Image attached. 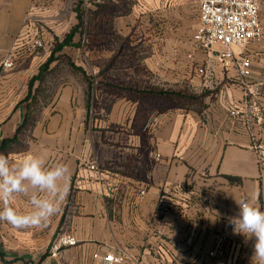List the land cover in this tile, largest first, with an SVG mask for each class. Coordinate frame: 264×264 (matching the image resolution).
<instances>
[{
	"label": "crops",
	"instance_id": "obj_1",
	"mask_svg": "<svg viewBox=\"0 0 264 264\" xmlns=\"http://www.w3.org/2000/svg\"><path fill=\"white\" fill-rule=\"evenodd\" d=\"M151 3L147 5L158 9L156 16L171 25L170 36L189 44L178 51L171 68L187 73L189 60L197 65L204 60L210 65L207 84H221L201 113L148 108L144 116L137 102L123 99L94 117L74 82L47 90L43 97L45 85L35 80L30 87L29 82L60 36L63 3L0 0V61H13L12 68L0 69V145L15 135L36 95L38 117L27 149L6 157L16 161L32 152L71 170L67 194L45 227L16 229L0 221V264H103L95 253L122 257L116 264H213L207 254L221 237L234 264H251L254 241L234 235L228 218L238 211L234 199L256 195L264 209V168L251 137L252 125L264 132L259 126L264 123V1L259 10L262 34L241 49L250 63L243 80L237 64L225 70L213 57L207 62L208 55L196 47L197 0ZM71 22L75 25V17ZM37 40L44 46H36ZM65 48L60 53L68 55ZM232 110L240 116H232ZM259 144L264 148L262 140ZM91 162L121 176L123 184L114 196H104L95 182H86L83 190L74 188L77 173L87 174L80 163ZM11 203L19 211L30 207L22 197ZM63 234L78 244L51 255V244Z\"/></svg>",
	"mask_w": 264,
	"mask_h": 264
},
{
	"label": "rangeland",
	"instance_id": "obj_2",
	"mask_svg": "<svg viewBox=\"0 0 264 264\" xmlns=\"http://www.w3.org/2000/svg\"><path fill=\"white\" fill-rule=\"evenodd\" d=\"M60 1L63 3L58 13L60 36L54 43L63 40L72 27L73 17L75 24L78 22V11H83L87 18L84 32H77L74 44L65 48L83 72L69 66L66 58L54 61L60 68L47 78L49 93L74 82L85 96L90 93L87 108L94 117L101 111L112 110V106L123 99L137 102L136 107L145 116L148 108L156 113L173 111L186 98L207 94L204 101L208 103L217 95L221 84H207L209 77L196 72L198 61L189 60L187 73L171 68V63L179 60L178 51L185 50L189 44L170 36L171 25L156 16L158 9L149 6L153 0ZM227 80L225 76L223 81ZM261 123L259 126L264 128ZM251 137L256 144L264 142V132L255 130V125L251 126Z\"/></svg>",
	"mask_w": 264,
	"mask_h": 264
},
{
	"label": "built area",
	"instance_id": "obj_3",
	"mask_svg": "<svg viewBox=\"0 0 264 264\" xmlns=\"http://www.w3.org/2000/svg\"><path fill=\"white\" fill-rule=\"evenodd\" d=\"M264 0H197L200 23L194 33L193 41L196 47L208 55L207 62L213 57L223 69L237 64L238 77L242 80L249 76L250 63L242 56V51L251 41L258 39L261 34L259 17L260 5ZM36 46H42V41H35ZM13 67V61L6 58L0 61V69ZM196 72L208 76V65L203 60L196 65ZM240 111L232 110L231 115L239 117ZM259 165L264 168V148L256 144ZM79 169H85L87 174L77 173L74 188L83 190L86 182H95L106 197L114 196L122 186V178L112 170L104 169L97 163H80ZM140 196L145 194L140 191ZM226 238L221 237L217 245L208 252L213 264H234L227 256ZM75 237L69 234L59 236L50 246L49 253L58 255L64 247L76 246ZM94 258L103 264H116L122 257L114 253L94 254ZM187 264H208L189 262Z\"/></svg>",
	"mask_w": 264,
	"mask_h": 264
},
{
	"label": "clouds",
	"instance_id": "obj_4",
	"mask_svg": "<svg viewBox=\"0 0 264 264\" xmlns=\"http://www.w3.org/2000/svg\"><path fill=\"white\" fill-rule=\"evenodd\" d=\"M70 175L68 164H49L32 152L16 161L0 154V221L16 229L45 227L59 211ZM17 197L28 201V210L12 206L11 201ZM234 200L238 211L228 218L233 234L244 236L246 242L253 240L251 264H264V209L256 195Z\"/></svg>",
	"mask_w": 264,
	"mask_h": 264
},
{
	"label": "trees",
	"instance_id": "obj_5",
	"mask_svg": "<svg viewBox=\"0 0 264 264\" xmlns=\"http://www.w3.org/2000/svg\"><path fill=\"white\" fill-rule=\"evenodd\" d=\"M77 12V11H76ZM96 14V12H95ZM76 18L78 22L73 25L70 29V31L65 35L63 40L56 41L54 43L52 52L48 60L42 65L40 72L37 76H35L30 82L29 86L31 87L35 80H39L41 84L45 85V88H43L41 95L44 97L47 96V90L50 88V81L47 80L48 76H54V73L56 74L57 71H59V63H56L55 66L52 69H49L50 64L54 61H58V59L66 58L68 59V65L72 68H77L78 70L83 72V69L81 67H77L75 63L71 60L70 56L60 53L63 48L67 46L73 45V37L77 32H84V23L86 21L84 17V12H77ZM52 79V78H51ZM40 92V90H39ZM206 95H200L198 97H191L184 99L183 104H180L178 107H181L186 110H194L198 113H201L205 108H207L208 104L206 101H204V97ZM87 100L90 98V93L87 92L86 94ZM28 113L26 115L25 120L23 123L18 127L15 135L10 138H5L1 145H0V154H3L5 156H8L10 153L14 152H22L27 149L29 140L31 139V132L32 128L37 120L36 115V108H37V101H36V95L33 98V101L29 103L28 105ZM48 253L46 252L44 256H46Z\"/></svg>",
	"mask_w": 264,
	"mask_h": 264
}]
</instances>
